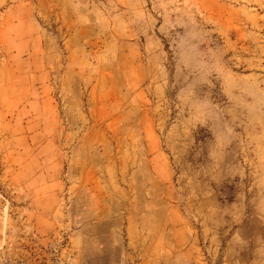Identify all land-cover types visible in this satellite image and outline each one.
<instances>
[{"label":"rangeland","instance_id":"1","mask_svg":"<svg viewBox=\"0 0 264 264\" xmlns=\"http://www.w3.org/2000/svg\"><path fill=\"white\" fill-rule=\"evenodd\" d=\"M260 173L264 0H0V264H71L97 218L264 264Z\"/></svg>","mask_w":264,"mask_h":264},{"label":"crops","instance_id":"2","mask_svg":"<svg viewBox=\"0 0 264 264\" xmlns=\"http://www.w3.org/2000/svg\"><path fill=\"white\" fill-rule=\"evenodd\" d=\"M64 11L67 14L78 13V10H70L69 7ZM255 190L258 192L255 201H264V197L260 195L264 192V173L257 176ZM102 219L88 221L89 226L83 222L81 227L70 234L68 254L71 264H151L148 248L150 244L145 232H139L134 237L128 230L121 232L117 222H105ZM153 240L157 245H164V236L160 233ZM175 253L171 251L169 256H166V252H163L162 256L157 255V264H162L167 259L179 264L178 261L183 259L186 253Z\"/></svg>","mask_w":264,"mask_h":264}]
</instances>
